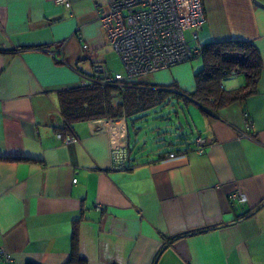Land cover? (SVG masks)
<instances>
[{"label":"crops","instance_id":"1","mask_svg":"<svg viewBox=\"0 0 264 264\" xmlns=\"http://www.w3.org/2000/svg\"><path fill=\"white\" fill-rule=\"evenodd\" d=\"M68 1L0 0V248L15 264H67L76 226L85 264H264V0H201L198 42L252 44L261 61L256 92L215 111L172 96L168 103L198 108L194 131L154 149L140 147L141 120L124 112L64 128L58 91L85 81L93 66L125 74L99 20L110 0ZM184 35L195 43L190 30ZM200 65L137 80L188 94ZM226 80L225 89L243 84L239 74ZM120 126L131 149L126 170L110 163L109 127ZM198 136L206 139L199 152ZM172 150L179 155L168 159ZM237 187L243 204L229 198Z\"/></svg>","mask_w":264,"mask_h":264},{"label":"built area","instance_id":"2","mask_svg":"<svg viewBox=\"0 0 264 264\" xmlns=\"http://www.w3.org/2000/svg\"><path fill=\"white\" fill-rule=\"evenodd\" d=\"M55 3L70 6L68 0H55ZM96 6L98 7L97 4ZM98 10L107 40L125 70V74H110L104 73L98 66H93L92 76L104 83L137 79L197 59L202 53L203 44L197 40L198 32L206 20L201 0H110L105 8ZM185 30L191 31L195 41L193 45L187 43ZM63 46L64 43L57 46L52 55L55 57L57 53H62ZM82 47L87 49L85 44ZM105 127L108 128L107 125ZM109 129L111 168L126 170L129 149L124 140L125 127ZM57 136L64 142L76 141L73 134L63 136L59 133ZM195 142V150L202 151L206 139L198 136ZM178 155L171 152L166 157L173 159ZM229 198L236 204L247 201L239 187L229 194ZM0 264H15L10 253L3 248H0Z\"/></svg>","mask_w":264,"mask_h":264},{"label":"trees","instance_id":"3","mask_svg":"<svg viewBox=\"0 0 264 264\" xmlns=\"http://www.w3.org/2000/svg\"><path fill=\"white\" fill-rule=\"evenodd\" d=\"M15 50L19 49L8 51ZM199 58L201 65L194 74L195 89L188 94L179 91L175 85L151 86L137 79L104 83L92 75L85 77V81L79 85L58 91L59 110L65 122L64 128L72 132L70 126L77 121L111 119L121 112H124L129 122H134L147 111L168 103L172 96L183 101H193L207 107L209 111H215L232 102L243 101L256 92L261 61L252 44L239 40L208 42L203 44ZM234 74L242 76L243 84L232 89L222 88L224 78ZM176 138V142L179 143L189 139L187 135H183V131H180ZM176 142L168 141L174 146L178 144ZM194 143L196 144L195 141ZM128 149L127 169L130 168L129 146ZM171 152L179 154L176 150L168 153ZM77 239L75 226L72 230L71 255L67 264H85L77 255Z\"/></svg>","mask_w":264,"mask_h":264},{"label":"rangeland","instance_id":"4","mask_svg":"<svg viewBox=\"0 0 264 264\" xmlns=\"http://www.w3.org/2000/svg\"><path fill=\"white\" fill-rule=\"evenodd\" d=\"M119 71L122 72V68H119ZM227 77L229 76L224 78L225 84H227ZM197 110L195 105L185 106L182 101L174 100L147 111L139 118L142 125L138 137L141 141L140 147L145 146L146 149L164 148L166 142H176V136L180 131L190 138L194 131L192 119ZM136 152L137 149L134 153Z\"/></svg>","mask_w":264,"mask_h":264},{"label":"water","instance_id":"5","mask_svg":"<svg viewBox=\"0 0 264 264\" xmlns=\"http://www.w3.org/2000/svg\"><path fill=\"white\" fill-rule=\"evenodd\" d=\"M257 4H261V3H259L258 1H255Z\"/></svg>","mask_w":264,"mask_h":264}]
</instances>
